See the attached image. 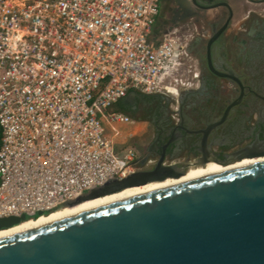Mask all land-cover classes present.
Masks as SVG:
<instances>
[{"label":"built area","instance_id":"2783aa9c","mask_svg":"<svg viewBox=\"0 0 264 264\" xmlns=\"http://www.w3.org/2000/svg\"><path fill=\"white\" fill-rule=\"evenodd\" d=\"M159 6L0 0V219L47 215L138 170L113 143L131 120L112 109L188 84L175 32L153 40Z\"/></svg>","mask_w":264,"mask_h":264},{"label":"water","instance_id":"95a60500","mask_svg":"<svg viewBox=\"0 0 264 264\" xmlns=\"http://www.w3.org/2000/svg\"><path fill=\"white\" fill-rule=\"evenodd\" d=\"M222 6L230 11L225 4L206 9ZM216 38L208 45L209 67ZM136 96L132 92L121 102L132 105ZM145 164L143 158L137 169ZM169 171L161 160L150 173L107 182L63 207L175 175ZM23 221L0 219V230ZM0 264H264V162L7 233L0 236Z\"/></svg>","mask_w":264,"mask_h":264},{"label":"flooded vegetation","instance_id":"af4514ba","mask_svg":"<svg viewBox=\"0 0 264 264\" xmlns=\"http://www.w3.org/2000/svg\"><path fill=\"white\" fill-rule=\"evenodd\" d=\"M188 1L168 29L184 46L180 74L188 84L175 95L137 94L132 105L121 103L140 129L139 159L146 158L134 174L152 172L161 160L181 175L264 159V0H196L200 8ZM216 4L230 11L206 9Z\"/></svg>","mask_w":264,"mask_h":264},{"label":"bare ground","instance_id":"6f19581e","mask_svg":"<svg viewBox=\"0 0 264 264\" xmlns=\"http://www.w3.org/2000/svg\"><path fill=\"white\" fill-rule=\"evenodd\" d=\"M264 162L263 158H259V159H253V160H246V161H242L240 163H236L232 166H227V167H223L221 166L218 169H214V168H197V169H190L188 170L184 176H182L179 179H168L166 181L163 182H152V183H148L146 185L143 186H139V187H134V188H126L118 193L115 194H111V195H107L101 198H96V199H92V200H87V201H83L81 203H78L74 206L71 207H62L61 209H58L54 212H51L47 215H42L39 216L36 219H28L25 220L13 227L4 229V230H0V236H3L7 233L10 232H14V231H18V230H30L31 228H33L35 225L45 222L47 220H53L56 218H60L78 211H82V210H86L95 206H99V205H103L106 203H110L116 200H120V199H124V198H128V197H132L138 194H142L145 192H149V191H153V190H157V189H161V188H165L168 186H172L175 184H179L185 181H189V180H194V179H198V178H202L205 176H209V175H213V174H217V173H222V172H226V171H230V170H235L238 168H243V167H247L250 165H254L257 163H261ZM207 169H211V170H207Z\"/></svg>","mask_w":264,"mask_h":264},{"label":"crops","instance_id":"0c3cea01","mask_svg":"<svg viewBox=\"0 0 264 264\" xmlns=\"http://www.w3.org/2000/svg\"><path fill=\"white\" fill-rule=\"evenodd\" d=\"M190 3L188 0H160L159 16L154 28V42H160L166 32H169L173 23H177V17L186 8H189ZM136 131L130 133L128 138H132Z\"/></svg>","mask_w":264,"mask_h":264},{"label":"rangeland","instance_id":"374dc122","mask_svg":"<svg viewBox=\"0 0 264 264\" xmlns=\"http://www.w3.org/2000/svg\"><path fill=\"white\" fill-rule=\"evenodd\" d=\"M139 130V127L133 125L132 123L127 125L116 126V131L119 133V136L113 140L116 150H119L118 152H121L122 149L126 147H131L137 152V154H139L140 152H138V146L136 145L137 139L135 138V135ZM133 131H136V134L132 138H128V135ZM107 135L109 137L112 136V132L109 128H107Z\"/></svg>","mask_w":264,"mask_h":264},{"label":"trees","instance_id":"16d2710c","mask_svg":"<svg viewBox=\"0 0 264 264\" xmlns=\"http://www.w3.org/2000/svg\"><path fill=\"white\" fill-rule=\"evenodd\" d=\"M122 102H119L118 104H116L114 106V108L112 109V111L114 112H118V113H121L123 115H126L128 116V113H127V110H126V107L122 106L121 105ZM38 218V217H37ZM36 219V218H35Z\"/></svg>","mask_w":264,"mask_h":264}]
</instances>
